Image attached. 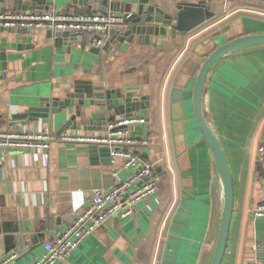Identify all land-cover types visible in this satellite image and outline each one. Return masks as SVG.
Returning a JSON list of instances; mask_svg holds the SVG:
<instances>
[{"label":"crops","instance_id":"obj_1","mask_svg":"<svg viewBox=\"0 0 264 264\" xmlns=\"http://www.w3.org/2000/svg\"><path fill=\"white\" fill-rule=\"evenodd\" d=\"M200 1L1 0L0 11L108 10L122 14L153 4L176 14L182 5ZM204 3L213 17L190 32L173 36L168 29L145 41L138 36L117 41L116 31V37L111 31L101 47L94 45L92 33L57 36L45 28H0V49L5 52L0 112L6 115L63 99L76 87L88 91V102L91 90L121 88L144 96L141 108L133 113L147 121L131 130L133 134L144 132L150 139L144 151L159 179L157 191L138 201L131 215L105 219L57 264H199L209 246L218 189L212 156L193 111L195 77L182 85L178 75L195 45L226 23L242 19L246 33L264 31V0ZM255 21L263 25L249 29L256 26ZM176 101L182 102L185 125L181 154H177L172 131L171 108ZM203 105L227 153L235 185V211L223 264H264V216L252 214L254 206L264 200L256 154L255 175L249 178L251 147L256 152L264 143V47L220 62L209 77ZM74 111L72 107L27 124H11L9 119L0 126L54 136L48 147L0 148V234L11 235L9 246L14 245L6 251L0 244V259L11 252L18 254L7 264H30L42 257L45 241L63 231L89 205L95 190L110 188L130 173L122 159L112 163L109 152L99 150L107 145L59 138L58 129L76 117ZM117 116L112 110L106 120H95L88 128L78 118V127L67 131L106 134L107 122ZM25 225L31 229L22 232L20 227Z\"/></svg>","mask_w":264,"mask_h":264},{"label":"water","instance_id":"obj_2","mask_svg":"<svg viewBox=\"0 0 264 264\" xmlns=\"http://www.w3.org/2000/svg\"><path fill=\"white\" fill-rule=\"evenodd\" d=\"M26 2L23 1L24 4ZM22 8L27 9L28 7ZM208 11L204 1L182 5L176 14L166 13L153 4H145L140 11L127 18L120 28L113 29L111 36H117V41L119 39L124 41L125 38L132 40L136 36H138V40L145 41L155 32L167 33L169 30L173 36H176L180 33L190 32L211 19L213 14ZM242 22V19H237L226 23L201 39L195 45L191 57L186 60L178 75L182 85H185L192 76L195 77L191 97L193 111L212 156L213 171L218 189L212 225L208 231L209 246L204 248L199 264H223L229 246L231 223L235 211L234 178L227 153L208 120L203 101L209 77L220 62L239 52L264 47V31L246 33ZM114 31H116V36H114ZM56 34L61 36L63 32L58 30ZM222 37L224 40L220 42L219 38ZM4 56L5 52L2 48L0 49V70ZM86 92L88 93V91L76 87L65 98H54L46 104L31 106L26 112L8 115L0 112V126L8 124L9 119L12 120L11 124L16 123V121L27 124L49 118L51 114L63 112L73 107L75 109L73 113L76 117L68 118L58 129L57 134H61L69 128L76 129L78 118L88 128L95 120L97 122L106 120L108 112L112 110L116 115H130L141 108V100L144 98V96H134V90L123 91L121 88H113L98 92L89 91L90 101L88 102ZM171 109L175 147L177 154H181L186 144L182 102H174ZM109 117L112 118L113 116L110 115ZM99 150L109 152V147L101 146ZM26 229L31 228L28 225L20 227L22 232ZM11 240V235L0 234V244L4 250L8 251L10 247L14 246H9Z\"/></svg>","mask_w":264,"mask_h":264},{"label":"built area","instance_id":"obj_3","mask_svg":"<svg viewBox=\"0 0 264 264\" xmlns=\"http://www.w3.org/2000/svg\"><path fill=\"white\" fill-rule=\"evenodd\" d=\"M132 15L131 11L119 14L108 10L101 12L0 11V28L25 30L45 28L71 34L92 33L95 36L94 45L101 47L104 44L103 37H107L115 27L121 26ZM146 121L144 116L132 113L109 120L106 134L85 135L68 131L61 133L59 138L63 141H86L107 145L111 162L115 163L118 159H122L124 166L130 168V173L126 179L110 188L95 190L89 205L78 213L63 231L47 239L44 255L30 264H57L74 250L86 235L93 233L105 219L113 215L120 217L131 215L138 201L157 191L159 179L153 174L154 164L144 151L150 139L144 132L133 134L131 130L132 126ZM53 138L52 134L40 130L28 128L6 130L0 127V148L24 151L35 147H48ZM258 152L259 176L264 188V143L260 145ZM252 214L253 217L264 216V200L254 206ZM17 255L16 252H11L3 256L0 264L11 262Z\"/></svg>","mask_w":264,"mask_h":264},{"label":"rangeland","instance_id":"obj_4","mask_svg":"<svg viewBox=\"0 0 264 264\" xmlns=\"http://www.w3.org/2000/svg\"><path fill=\"white\" fill-rule=\"evenodd\" d=\"M210 14L212 13L211 11H208ZM204 25V24H203ZM255 25L256 26H253V27H249V29H253V30H255V28H257V26L259 25V23H258V21H255ZM263 24H261V25H259L258 27H261ZM201 26V25H200ZM224 40V38L222 37V38H219V41L220 42H222ZM261 145V144H260ZM260 145H258L257 146V149H256V152H252V150H253V146L251 147V155H250V158H249V160H250V164H251V167H250V174H249V178L250 179H252L253 177H254V164H255V154H256V158H257V155H259V152H258V150H259V148H260ZM246 164V163H245Z\"/></svg>","mask_w":264,"mask_h":264},{"label":"trees","instance_id":"obj_5","mask_svg":"<svg viewBox=\"0 0 264 264\" xmlns=\"http://www.w3.org/2000/svg\"><path fill=\"white\" fill-rule=\"evenodd\" d=\"M256 165H257V169H259L260 168L259 162L256 161Z\"/></svg>","mask_w":264,"mask_h":264}]
</instances>
